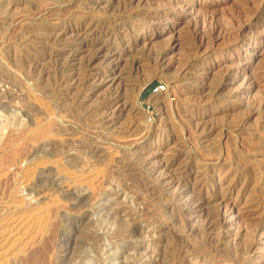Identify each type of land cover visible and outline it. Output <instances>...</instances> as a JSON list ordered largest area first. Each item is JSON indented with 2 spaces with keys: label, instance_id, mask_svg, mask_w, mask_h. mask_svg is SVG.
Returning a JSON list of instances; mask_svg holds the SVG:
<instances>
[{
  "label": "rangeland",
  "instance_id": "rangeland-1",
  "mask_svg": "<svg viewBox=\"0 0 264 264\" xmlns=\"http://www.w3.org/2000/svg\"><path fill=\"white\" fill-rule=\"evenodd\" d=\"M120 263L264 264V0H0V264Z\"/></svg>",
  "mask_w": 264,
  "mask_h": 264
},
{
  "label": "bare ground",
  "instance_id": "bare-ground-1",
  "mask_svg": "<svg viewBox=\"0 0 264 264\" xmlns=\"http://www.w3.org/2000/svg\"><path fill=\"white\" fill-rule=\"evenodd\" d=\"M131 42V41H130ZM134 44V43H133ZM98 46V45H97ZM135 46V45H134ZM119 56V55H118ZM117 56V57H118ZM121 56V55H120ZM115 57V56H114ZM157 63V62H156ZM202 88H204V87H202ZM198 89V88H197ZM12 90V89H11ZM196 90V89H195ZM200 90V89H199ZM14 91V90H13ZM12 91V92H13ZM200 91H202V90H200ZM195 92V91H194ZM195 93H197V92H195ZM205 93V92H204ZM198 94V93H197ZM15 95V94H14ZM139 148V147H138ZM137 148V149H138ZM140 151V150H139ZM140 152H142V151H140ZM138 153V152H137ZM246 171V170H245ZM248 172V171H247ZM246 172V173H247ZM241 173V172H240ZM242 175V174H241ZM244 175V174H243ZM183 189V188H182ZM181 189V191L179 192V194H181V195H183V194H185V193H187V190H182ZM191 195L189 196V197H187L186 198V200L183 202V206L186 208V209H189V212L192 210V209H195V208H200L201 206H202V204H204L203 202V200L200 198V197H197L196 195H194V193H193V190L191 189ZM193 193V194H192ZM184 197V196H183ZM178 198H180V196L178 197ZM181 199V198H180ZM172 200V199H171ZM184 200V199H183ZM182 200V201H183ZM177 202H178V199H177ZM180 202V201H179ZM235 207V206H234ZM202 209V208H201ZM230 209V208H229ZM236 209V208H235ZM199 211H201V210H199ZM193 212V211H192ZM113 213V212H112ZM190 215V214H189ZM206 215H207V213H206ZM206 215H204V217L206 216ZM208 216V215H207ZM207 216H206V218H207ZM212 216H213V213H212ZM214 216H216V214L214 215ZM225 216V215H224ZM211 217V216H210ZM210 217H208L209 219H210ZM203 218V217H202ZM199 219V218H198ZM204 219V218H203ZM213 219V218H212ZM216 219H218V223H212L211 221H209L208 223V226H209V228L211 227H223L224 226V224H227V222H228V220H230V219H228L227 218V216H225V217H223V219H220L219 217L218 218H216ZM205 220V219H204ZM201 221V220H200ZM203 221V220H202ZM202 221H201V223H202ZM206 221V220H205ZM216 222H217V220H216ZM204 223V222H203ZM202 223V224H203ZM228 225V224H227ZM226 226V225H225ZM228 227V226H227ZM200 229V228H199ZM202 229V228H201ZM205 229V228H204ZM225 229V228H224ZM213 230H215V229H213ZM210 231V230H209ZM221 231H222V229H221ZM221 231H220V233H221ZM257 231V230H256ZM255 231V232H256ZM140 232V231H139ZM146 232V231H145ZM224 232V231H223ZM215 233H217V232H215ZM218 233H219V230H218ZM135 234V233H134ZM137 234V233H136ZM139 234V233H138ZM214 234V233H213ZM255 234H257V233H255ZM212 235V234H211ZM221 235V234H220ZM219 235V236H220ZM227 235V234H226ZM225 234H224V236H226ZM254 236V235H253ZM171 237V236H170ZM227 237V236H226ZM167 238V237H166ZM209 238H211V237H209ZM220 238V237H219ZM225 238V237H224ZM212 240H213V238H212ZM219 241V240H218ZM252 243V242H251ZM246 245V243L244 244V246ZM253 245V244H252ZM248 246V245H247ZM246 248V247H245ZM250 244H249V247H248V250L247 251H249L250 250ZM246 250V249H245ZM245 250H244V252L243 253H245ZM152 251V250H151ZM237 251V250H236ZM241 251H243V250H241ZM246 251V252H247ZM148 252H150V251H148ZM147 252V253H148ZM240 252V251H239ZM250 252V251H249ZM252 252V251H251ZM234 254V253H233ZM236 254H237V252H236ZM232 255V254H231ZM153 256V255H152ZM238 257V256H237ZM119 258V257H118ZM121 258V257H120ZM52 259V258H51ZM119 260V259H118ZM158 260V259H157ZM160 260V259H159ZM153 261V260H152ZM121 262V261H120ZM157 263V262H156ZM121 264V263H120Z\"/></svg>",
  "mask_w": 264,
  "mask_h": 264
},
{
  "label": "built area",
  "instance_id": "built-area-1",
  "mask_svg": "<svg viewBox=\"0 0 264 264\" xmlns=\"http://www.w3.org/2000/svg\"><path fill=\"white\" fill-rule=\"evenodd\" d=\"M164 88L165 87L163 84L158 83L156 85H151L149 92L150 93H158V92L162 91Z\"/></svg>",
  "mask_w": 264,
  "mask_h": 264
},
{
  "label": "water",
  "instance_id": "water-1",
  "mask_svg": "<svg viewBox=\"0 0 264 264\" xmlns=\"http://www.w3.org/2000/svg\"><path fill=\"white\" fill-rule=\"evenodd\" d=\"M145 89H146V87L142 88V90H141V92H140V94H139V98L141 97V94H142V92L145 91Z\"/></svg>",
  "mask_w": 264,
  "mask_h": 264
},
{
  "label": "trees",
  "instance_id": "trees-1",
  "mask_svg": "<svg viewBox=\"0 0 264 264\" xmlns=\"http://www.w3.org/2000/svg\"><path fill=\"white\" fill-rule=\"evenodd\" d=\"M150 87L144 92V95H147L149 93Z\"/></svg>",
  "mask_w": 264,
  "mask_h": 264
}]
</instances>
